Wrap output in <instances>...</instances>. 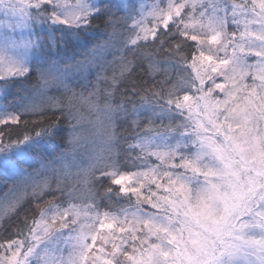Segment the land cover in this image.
I'll return each instance as SVG.
<instances>
[{"label": "snow or ice", "instance_id": "snow-or-ice-1", "mask_svg": "<svg viewBox=\"0 0 264 264\" xmlns=\"http://www.w3.org/2000/svg\"><path fill=\"white\" fill-rule=\"evenodd\" d=\"M0 264H264V0H0Z\"/></svg>", "mask_w": 264, "mask_h": 264}, {"label": "rangeland", "instance_id": "rangeland-1", "mask_svg": "<svg viewBox=\"0 0 264 264\" xmlns=\"http://www.w3.org/2000/svg\"><path fill=\"white\" fill-rule=\"evenodd\" d=\"M251 174V173H250Z\"/></svg>", "mask_w": 264, "mask_h": 264}]
</instances>
